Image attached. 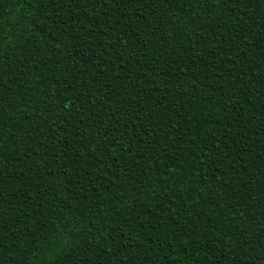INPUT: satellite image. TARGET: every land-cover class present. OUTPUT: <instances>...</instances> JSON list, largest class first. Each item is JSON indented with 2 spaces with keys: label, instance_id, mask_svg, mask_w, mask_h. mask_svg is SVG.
<instances>
[{
  "label": "trees",
  "instance_id": "obj_1",
  "mask_svg": "<svg viewBox=\"0 0 264 264\" xmlns=\"http://www.w3.org/2000/svg\"><path fill=\"white\" fill-rule=\"evenodd\" d=\"M0 264H264V0H0Z\"/></svg>",
  "mask_w": 264,
  "mask_h": 264
}]
</instances>
